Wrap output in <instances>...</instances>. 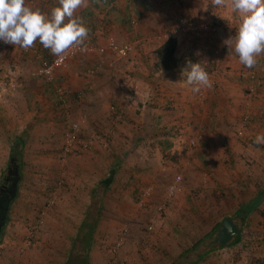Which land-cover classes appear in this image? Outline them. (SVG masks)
Listing matches in <instances>:
<instances>
[{"label": "rangeland", "instance_id": "obj_1", "mask_svg": "<svg viewBox=\"0 0 264 264\" xmlns=\"http://www.w3.org/2000/svg\"><path fill=\"white\" fill-rule=\"evenodd\" d=\"M141 1L146 7L147 2L159 3L137 0ZM173 1L179 9L173 15L174 23L184 19L200 29H222L193 38L222 41L236 35L241 19L228 22L220 17L211 0H200L207 12L198 23L180 15L181 6L188 0ZM89 2L81 8L88 7ZM131 5L139 6L134 2ZM27 6L50 15L44 0H27ZM148 11L153 20L156 14L151 8ZM132 17L134 25L115 26L123 31L114 29V35L108 32L107 37L134 46L124 60L110 66L116 70L115 92L120 97L113 105V100H109L105 127H90L109 132L101 135L82 129L68 155L67 130L71 123H77L72 101L70 115L61 107L54 108L51 102L49 107L45 81L34 75L33 46L29 51L0 41V99L6 101L1 116L7 115L6 109L16 110L17 114L10 112L6 121L3 118L0 123V182L10 165L7 145L23 137L25 129L32 144L24 156L20 190L23 198L15 205L11 225L0 246L1 264L83 262L88 255L89 234L101 213L90 253L91 264H197L204 255L208 258L202 264H258L264 258V142L255 143L257 136L264 135V54L251 69L239 61L237 66L226 68V73L224 69H212V86L199 93L184 82L186 73L183 80L182 74L175 71L170 93L185 88L183 93L175 94L180 101L149 105V96L141 95L140 99L138 87L133 84L141 49L146 43L150 47L163 44L173 37L178 24L158 35L148 32L150 35L145 38L123 41L120 38L124 34L141 30L145 19L136 13ZM221 50L217 47L213 51L220 62L219 69L225 65L221 59L225 49ZM77 58H91L98 63L103 57L85 54ZM110 59L117 61L113 55ZM97 69L95 66L88 76L82 77L97 79L95 83L102 84V93L110 95V86L101 80L106 79L105 71ZM60 74L65 73L61 70L57 77ZM111 75L107 76L110 81ZM60 85L67 87L65 83ZM184 93L191 100L181 101ZM46 108L50 115L45 127L49 128V135L44 136L47 142L41 144L37 130ZM165 140L172 142L171 150L163 144ZM108 178L113 183L107 189L103 181ZM96 187L97 194L92 198ZM244 209L248 211L247 222L238 214ZM226 219L236 223L242 232L239 242H234L237 236L221 247L219 230ZM201 240L195 252L181 258L184 250Z\"/></svg>", "mask_w": 264, "mask_h": 264}, {"label": "crops", "instance_id": "obj_2", "mask_svg": "<svg viewBox=\"0 0 264 264\" xmlns=\"http://www.w3.org/2000/svg\"><path fill=\"white\" fill-rule=\"evenodd\" d=\"M44 1H46L47 4L49 5L48 12L50 14L55 7L59 6V0H44ZM88 1L89 0H84L83 4H85V2ZM131 2L138 3L139 6L135 5L133 7L131 5ZM95 3H97V5ZM113 3L114 4L112 5H116V6L111 8L108 7L107 4H105V0H90V2L88 3V5L89 4L90 5L88 7L86 6L84 8H81L80 6L79 7L80 9L76 10L75 15L82 17L85 25L88 27H89V23L87 24V20L89 19V17H87L85 14L87 10H90L91 14L95 16L94 21L98 20L99 25H102L103 22L108 23L107 25L108 27L106 29L105 28L99 29L98 31L95 32V33L97 32L101 33V37H102L99 38L100 40L97 43V45L103 43H104L103 45H105L107 43V40L111 39V38L107 39V37H109L108 32H110V35H114L113 31L114 29L116 30L115 26H126V25L131 26L134 23V21H132L133 20L132 16L135 13L141 15V17L143 18L145 17V19L141 23V30L138 29L133 33H129L128 36L124 34L123 38H120L123 41L135 40L141 36H142L141 38H145L150 35L148 34V32L158 35L160 33H163V31H165L166 29L168 30L172 29V27L177 26L178 24V23H174L173 21L174 20L173 15L176 14V11H179V9L176 7L177 4H175L173 0H159L158 4L147 2V7H150L153 10V13L156 14L153 20H151V15H152L151 11H148L150 10V8L147 9L146 5H143V1L137 2V0H133V1L115 0ZM122 3L124 4L125 7L124 6L119 7V4L122 5ZM181 8H183V10H180V12L183 11L182 13H180L181 17L187 18L191 23H198V19H200V17L204 19V13L207 12L205 5L203 6L200 0H195V1L188 0L186 1L185 4H183V6H181ZM113 9H115V11H113ZM217 14H219L220 17L227 18L228 22L236 19L238 20L242 19V17L239 14L233 11V0H224V4L217 8ZM213 15H215V13H213ZM176 19L177 18L175 17V20ZM124 21L127 22L124 24ZM137 24H135V26ZM118 29H121V31H123V28H118ZM103 30H104V35H102ZM130 31L133 30L130 29ZM192 36L195 35L188 34L176 38L178 41V51H177L178 64L176 69H174L171 72H165L159 67V58L157 55V51L167 41H165L161 45H157L158 44L157 43L155 47L153 46L150 47L149 43H146L143 46V48L141 49L142 50L141 56H139L140 57V60L138 62L139 67L136 74L137 79L133 80V84L135 83L138 87V94H140V99H141V95L149 96L148 97L149 98L148 100L150 101L149 105L155 104L157 106H160L163 101H165L164 105L167 103H170L172 105V101H174L175 99L177 100V102L180 101L178 100L179 96L175 94L183 93L185 91V88L183 89L182 87V89H176V91L171 92L174 93V95L170 93V90L172 89L170 84L174 82L172 80L173 78L172 73L173 72L175 73V71H177L178 75H181L182 71L187 67L189 61L191 63L201 62V65L208 66L205 67L206 71H209L208 73H211L212 69H215L216 72L222 71L224 69V73H226L227 71L226 68H228L230 65L233 66L238 65V57L235 55L234 51H232V48H234V46L233 47L230 46L229 48L224 47L225 44L224 42L228 38L223 37L224 40L222 41H218V39H214L211 37H206L202 40H197ZM103 38H106V40ZM147 41L151 42L152 39ZM35 43H39V41L37 40L36 42H34V45H36ZM217 47H222L221 51H224L225 49V51L222 53L221 56V59H224L222 63H225V65L221 64L222 66V68H220L221 70L219 69L220 62H218V59L217 57H215L216 55L213 52L217 50ZM35 54L36 53H34V55ZM116 62L118 61L114 62L110 59V54L103 58H100L98 63L96 62L93 63L91 58H86L83 61H80L78 58H76L70 62L69 69L67 68L66 70H63V73L65 74L62 76L63 78L60 84L65 83V85L67 86L65 87V89L68 88V90L67 89L66 90L68 94L71 96V101L74 108L72 112H74V116L75 118H77L75 120H77V122L78 121L81 122L82 124L81 127L83 130H87L90 132L94 131L95 133L101 135L107 134L109 132L108 130L105 131L99 130V132H97V130L95 129L92 130L90 129V127L94 128L93 126L97 125L99 129L104 128L107 123L106 118L108 115V108H109L107 104L109 100L114 101V102L112 101L111 104L113 105L115 101L118 99V97H120V94L115 92L117 90L116 84L114 83L116 70L112 71L113 68L110 67L111 65H116L115 64ZM95 66L98 68L97 70L100 71L102 69L105 71L104 74L106 75V79L105 77H103V79L101 80L104 82L106 81V84L110 86V91L112 92L110 95L106 93H102V89H101L102 84L99 85L98 83V85H96L95 83L97 79L94 78L90 80H84V78L82 77L83 76L82 74L88 76L90 70L94 69ZM156 72L158 73L157 75ZM111 73L113 74L111 75ZM109 75H111L110 79L112 81L108 80L107 76ZM60 77L61 74L59 75L58 78ZM45 87H46L45 93L46 92L48 93L47 85ZM126 90L130 91L129 87H127ZM146 91H150V93L147 95L141 94L142 92H146ZM185 95H186L185 93L182 94L183 97L181 101L187 102L188 100H191V96L189 94L186 96ZM46 96H47L46 102L49 104V107H51V103H52L51 96L49 93ZM5 103L6 101L0 99V123L3 120V118L4 121H6L7 115H9L10 112L12 113L13 116L17 115L16 113L14 114V111L16 112V110L8 111L6 109L7 115H4L5 117L1 116L2 110H5V108L2 107L3 105L5 106ZM214 104H217V102H214ZM53 107L55 108V106ZM40 108H44V107L42 106ZM37 113L40 112L37 111ZM42 114L45 115L44 116L42 115L40 117L41 118L40 125L38 126V130L37 128L35 130H37L38 135L41 137L40 143L44 144L47 142V139H45L44 136L49 135V128H45V127H46V123L49 121L48 117L50 115H49V111H47V108L45 112ZM15 118L17 119L18 117ZM105 129H107V127ZM1 130H2V125L0 124V142H1ZM22 134H24L25 137H28L26 144V150H27L28 147L32 146L30 142L31 135L29 137V132L26 131V129ZM18 138L19 137H17L15 142H13L12 144L7 145L8 156L9 155L11 156L12 148L15 145ZM2 151L3 149L0 147V154L2 153ZM22 198L23 195L20 194L19 201Z\"/></svg>", "mask_w": 264, "mask_h": 264}, {"label": "clouds", "instance_id": "obj_3", "mask_svg": "<svg viewBox=\"0 0 264 264\" xmlns=\"http://www.w3.org/2000/svg\"><path fill=\"white\" fill-rule=\"evenodd\" d=\"M83 3L84 0H59V6L48 15L28 7L27 0H0V41L28 49L38 40L53 55L62 57L74 44L84 45L88 37L83 18L75 15ZM211 4L216 9L224 0H211ZM233 11L242 19L236 35L224 43L228 48L234 44L232 51L239 63L251 69L264 54V0H233ZM182 76L194 93L212 86L208 71L200 63L189 61ZM262 142L264 135L257 136L255 143Z\"/></svg>", "mask_w": 264, "mask_h": 264}, {"label": "trees", "instance_id": "obj_4", "mask_svg": "<svg viewBox=\"0 0 264 264\" xmlns=\"http://www.w3.org/2000/svg\"><path fill=\"white\" fill-rule=\"evenodd\" d=\"M114 1L115 0H105V4H107L108 7L113 8L116 6V5H112L114 4L113 3ZM95 4L97 5V3ZM115 9H113V11H115ZM85 14L87 17H89V19L87 20V24L89 23V27L86 26L89 29L88 38L92 37L94 33L99 29H104V28L106 29L108 27L107 22H103L102 25H99L98 20L94 21L95 16L91 14L90 10H87ZM126 22L127 21H124V24ZM99 38H101V36ZM99 38L95 40L96 45L99 42ZM35 44L36 45L33 44V50H35L36 54L33 57L36 62L35 65L37 70L41 65L40 58L44 61L51 62L54 59V56L50 52V49H45L43 45H41L40 43H35ZM177 51H178V41L176 38L173 37L169 38L167 42L157 51V55L159 58V67L163 71L171 72L174 69H176L178 64ZM62 78H63L62 76L60 78L57 77L55 79V83L48 84L45 82L48 88V93L51 96L53 106H55V108L57 109L60 108L61 105H59L58 103L54 85L55 84L60 85V82H62L61 81ZM27 140L28 137H25V135L17 139L11 151L10 165L7 168V171L4 174V177L2 178L0 183V246L2 245L3 241L6 238L7 231L12 222L15 205L20 199V190H21V184H22L23 173L25 168L24 156L26 151ZM163 144L166 146L167 150H171L173 148L172 142L165 140ZM103 182L106 184L107 189L110 188V186L113 183V181H111L110 178L104 180ZM96 194H97V187L93 190L92 198H94ZM238 214L241 215V217L244 219L245 222H247L248 211L246 209H244V211L242 212H238ZM100 217H102V213L99 215V219L97 220L95 226L92 228V231L89 234L88 255L83 262L80 261L78 264H91L90 253L94 247L95 236L99 229L100 221L102 219ZM222 224L223 222L221 223L220 227H222ZM218 228L216 227L215 230L217 231ZM239 236L237 237V239H235L234 241L235 243L240 241ZM202 240L192 245L189 249L184 250L181 253V258H185L188 254L195 252L198 249V247L201 245ZM221 247L224 246L221 245ZM207 258H208L207 255L202 256L197 264H202L206 262ZM65 264H73V262L72 260H69ZM258 264H264V258L259 260Z\"/></svg>", "mask_w": 264, "mask_h": 264}, {"label": "built area", "instance_id": "obj_5", "mask_svg": "<svg viewBox=\"0 0 264 264\" xmlns=\"http://www.w3.org/2000/svg\"><path fill=\"white\" fill-rule=\"evenodd\" d=\"M239 24L236 27L235 34L237 33ZM208 31L219 33L222 31V29L221 27L211 28L208 26L200 29L196 26L190 25L188 21L181 19V21H179L178 28L173 33V38H176V36L179 37L188 34L199 36L201 33H207ZM100 36L101 33L97 32L92 37L87 38L84 45L74 44L72 47H70V49L66 50V52L62 54V57L53 55L54 59L51 62L44 61L40 58L41 65L36 70L34 75L38 78L43 79L48 84L55 83L58 72L61 70H66L69 67L70 62L81 55L97 54L99 57H105L110 54L113 55V57L116 58V60L119 62L124 60L127 55L133 52V44L120 43L115 39L107 40V43L105 45H96L95 40ZM28 50L30 51V49ZM54 88L58 103L59 105H61L60 107L67 115H70L71 96L68 94L65 87H62L59 84H55ZM81 132L82 127L79 122H73L71 123V125H69L65 143V154L68 155L72 152L74 144L78 142Z\"/></svg>", "mask_w": 264, "mask_h": 264}, {"label": "water", "instance_id": "obj_6", "mask_svg": "<svg viewBox=\"0 0 264 264\" xmlns=\"http://www.w3.org/2000/svg\"><path fill=\"white\" fill-rule=\"evenodd\" d=\"M240 234V227L231 219H226L223 221L222 227L219 230L218 243L222 246H227Z\"/></svg>", "mask_w": 264, "mask_h": 264}]
</instances>
